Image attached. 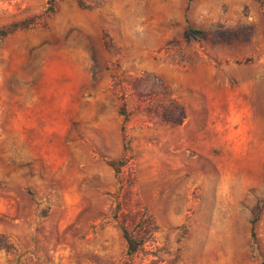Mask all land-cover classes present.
<instances>
[{"label": "rangeland", "instance_id": "1", "mask_svg": "<svg viewBox=\"0 0 264 264\" xmlns=\"http://www.w3.org/2000/svg\"><path fill=\"white\" fill-rule=\"evenodd\" d=\"M81 1L0 0V264H264L260 1Z\"/></svg>", "mask_w": 264, "mask_h": 264}, {"label": "trees", "instance_id": "2", "mask_svg": "<svg viewBox=\"0 0 264 264\" xmlns=\"http://www.w3.org/2000/svg\"><path fill=\"white\" fill-rule=\"evenodd\" d=\"M261 5L263 6L264 9V0H259ZM76 3L79 7H87V5L83 4V2L81 0H76ZM53 4H54V0H47V8H46V12L47 13H52L53 12ZM32 24V19H25L19 22H14L11 23L3 28H0V41L5 38L7 35L17 31V30H21V29H25L27 27H29ZM161 89H164L165 87L162 86V84H160ZM168 104H170V108H171V113L169 114L167 121L171 124H180L182 122L183 119V112H182V107L178 104L173 103L172 100H168ZM119 114L122 116L126 115L125 112V108L124 105L120 108L119 110ZM118 166V165H117ZM117 168H115V172H116ZM122 236L125 240L126 246H127V252L129 254H132L136 251L139 242L138 240H136L134 237H132L128 231L124 228H122Z\"/></svg>", "mask_w": 264, "mask_h": 264}]
</instances>
